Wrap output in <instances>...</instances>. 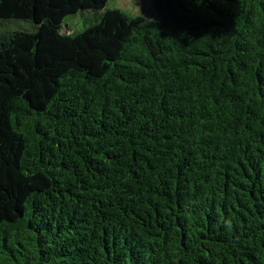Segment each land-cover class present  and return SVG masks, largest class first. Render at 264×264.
<instances>
[{"label": "trees", "instance_id": "1", "mask_svg": "<svg viewBox=\"0 0 264 264\" xmlns=\"http://www.w3.org/2000/svg\"><path fill=\"white\" fill-rule=\"evenodd\" d=\"M108 1L0 0V264H264V0Z\"/></svg>", "mask_w": 264, "mask_h": 264}, {"label": "rangeland", "instance_id": "2", "mask_svg": "<svg viewBox=\"0 0 264 264\" xmlns=\"http://www.w3.org/2000/svg\"><path fill=\"white\" fill-rule=\"evenodd\" d=\"M115 9L123 10L133 16H140L147 22L158 19L153 0H109L103 10L80 11L78 14L66 18L63 32H67V29L72 32L83 31L96 24L107 10ZM17 27L30 30L31 24L29 22H20Z\"/></svg>", "mask_w": 264, "mask_h": 264}]
</instances>
